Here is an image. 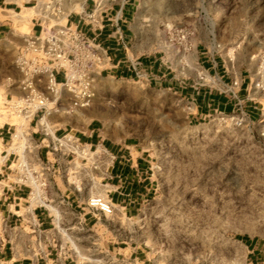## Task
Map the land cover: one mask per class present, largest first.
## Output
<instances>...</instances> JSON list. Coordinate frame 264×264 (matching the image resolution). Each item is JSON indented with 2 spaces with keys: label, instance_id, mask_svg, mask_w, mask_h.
Segmentation results:
<instances>
[{
  "label": "rangeland",
  "instance_id": "1",
  "mask_svg": "<svg viewBox=\"0 0 264 264\" xmlns=\"http://www.w3.org/2000/svg\"><path fill=\"white\" fill-rule=\"evenodd\" d=\"M15 1L17 12L0 10V26L32 33L38 0ZM87 1L62 0L66 17L86 18ZM95 1L104 15L123 2ZM134 9L132 54L158 56L179 70L198 49L225 63L235 89L246 80L249 103L264 109V0H136ZM198 67L196 81L213 85ZM95 90L94 115L110 134L157 161L154 199L129 230L119 229L147 264H246L248 244L264 249V110L250 120L253 108L242 103L233 115L192 121L187 105L165 91L107 79Z\"/></svg>",
  "mask_w": 264,
  "mask_h": 264
},
{
  "label": "crops",
  "instance_id": "2",
  "mask_svg": "<svg viewBox=\"0 0 264 264\" xmlns=\"http://www.w3.org/2000/svg\"><path fill=\"white\" fill-rule=\"evenodd\" d=\"M135 6L136 0H123L105 15L101 13L104 29L100 31L85 18L70 21L67 17L69 25L103 49L106 65L95 86L104 79L126 80L148 91H165L181 107L187 105L192 121L233 115L242 103L250 104L248 82L235 89L225 63L214 56L201 57L198 49L179 70L158 56L137 55L134 48L132 54L128 38ZM18 9L15 0H0V10ZM94 9L95 0H88L86 15ZM0 43V264H147L133 242H128L127 233L120 235L119 229L129 230L131 221L154 199L158 189L154 155L134 141L110 134L107 124L94 115V106L74 113L40 111L28 123L4 115L6 101L22 94L15 59L24 36L1 25ZM198 66L213 75V85L196 81ZM243 92L248 94L241 100ZM64 104L68 106L67 101ZM248 107L253 108L250 120L264 110L259 105ZM66 135L78 139L90 157L57 151V141ZM19 160L48 169L43 205L31 202L30 189L17 183L15 164ZM94 196L110 201L114 216L90 208L88 201ZM247 250L246 264H264V249L250 243Z\"/></svg>",
  "mask_w": 264,
  "mask_h": 264
},
{
  "label": "built area",
  "instance_id": "3",
  "mask_svg": "<svg viewBox=\"0 0 264 264\" xmlns=\"http://www.w3.org/2000/svg\"><path fill=\"white\" fill-rule=\"evenodd\" d=\"M98 2L95 1V10L85 16L96 31L104 29ZM32 9V33L24 35V44L15 59L22 94L6 101L4 115L28 123L40 111L74 113L91 107L96 98V77L106 65L101 45L68 24L62 0H38ZM36 28L37 34L33 32ZM260 88L264 93V84ZM40 123L45 125L43 117ZM54 148L68 156L90 157V151L71 135L59 139ZM15 171L17 183L30 189V201L43 205L48 169L19 160ZM88 206L107 217L115 214V207L101 196L90 198Z\"/></svg>",
  "mask_w": 264,
  "mask_h": 264
}]
</instances>
